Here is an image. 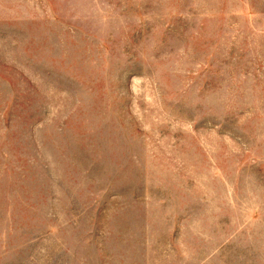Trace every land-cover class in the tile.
<instances>
[{
  "label": "rangeland",
  "instance_id": "374dc122",
  "mask_svg": "<svg viewBox=\"0 0 264 264\" xmlns=\"http://www.w3.org/2000/svg\"><path fill=\"white\" fill-rule=\"evenodd\" d=\"M0 264H264V0H0Z\"/></svg>",
  "mask_w": 264,
  "mask_h": 264
}]
</instances>
